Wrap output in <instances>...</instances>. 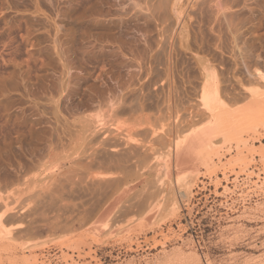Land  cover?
I'll use <instances>...</instances> for the list:
<instances>
[{
	"label": "rangeland",
	"instance_id": "374dc122",
	"mask_svg": "<svg viewBox=\"0 0 264 264\" xmlns=\"http://www.w3.org/2000/svg\"><path fill=\"white\" fill-rule=\"evenodd\" d=\"M129 1L0 0V264H264V0Z\"/></svg>",
	"mask_w": 264,
	"mask_h": 264
},
{
	"label": "bare ground",
	"instance_id": "6f19581e",
	"mask_svg": "<svg viewBox=\"0 0 264 264\" xmlns=\"http://www.w3.org/2000/svg\"><path fill=\"white\" fill-rule=\"evenodd\" d=\"M129 1V0H128ZM161 1V0H160ZM202 1V0H201ZM205 1H207V0H205ZM228 1V0H227ZM130 2V1H129ZM163 2V1H162ZM166 2V1H165ZM209 2V1H208ZM212 2V1H211ZM159 3V2H158ZM262 3H264V2H262ZM206 4H207V2H206ZM208 4H210V3H208ZM212 4H215V3H212ZM227 4V3H226ZM229 4V3H228ZM216 5H218V3L216 4ZM165 6V5H164ZM163 6V7H164ZM210 6V5H209ZM213 6V5H212ZM211 6V7H212ZM229 6H232V5H229ZM213 7H215V5L213 6ZM222 7H224V6H222ZM221 8V7H220ZM152 9V8H151ZM163 9V8H162ZM211 9H213V8H211ZM210 9V10H211ZM222 9V8H221ZM226 9V8H225ZM251 9V8H250ZM125 10V9H124ZM217 10H218V7H217ZM217 10H215V11H217ZM224 10V9H223ZM222 10V11H223ZM236 10V9H235ZM251 10H253V9H251ZM132 11H134V10H132ZM137 11V10H136ZM141 11V10H140ZM153 11V10H152ZM160 11H162V10H160ZM212 11V10H211ZM213 11H214V9H213ZM222 11L220 10V12L222 13ZM227 11V10H226ZM230 11H234V8L232 9V10H230ZM249 11V10H248ZM258 11H260V10H258ZM218 12V11H217ZM237 12H239V11H237ZM251 12V11H250ZM254 12H256V11H254ZM160 13V12H159ZM163 14V13H162ZM223 14V13H222ZM233 14H235V13H233ZM233 14H231V15H233ZM239 14V13H238ZM136 15V14H135ZM211 15H212V13H211ZM214 15V14H213ZM219 15V14H218ZM224 15V14H223ZM151 16V15H150ZM227 16H228V14H227ZM239 16V15H238ZM246 16V15H245ZM249 16V15H248ZM128 17V16H127ZM143 17V16H142ZM219 17V16H218ZM153 18V17H152ZM231 18V17H230ZM230 18H229V20H230ZM233 18V17H232ZM235 18V17H234ZM241 18V17H240ZM125 19V18H124ZM148 19V18H147ZM159 19V18H158ZM215 19V18H214ZM221 18H219V20H220ZM243 19V18H242ZM209 20V19H208ZM212 21H213V19H211ZM217 20H218V18H217ZM228 20V18L226 19V21ZM236 20V19H235ZM234 20V21H235ZM247 20V19H246ZM225 21V20H224ZM243 21V20H242ZM126 22V21H125ZM163 23V22H162ZM214 23V22H213ZM212 23V24H213ZM222 23V22H221ZM221 23H219L220 25H221ZM247 25H249V23H247V22H245ZM208 24H210L209 23V21H208ZM218 24V23H217ZM216 24V25H217ZM243 24V23H242ZM252 24H254V23H252ZM216 25H215V27H216ZM222 25H225V24H222ZM237 25V24H236ZM200 26V25H199ZM213 26V25H212ZM218 26V25H217ZM226 26V25H225ZM240 26H241V24H240ZM140 27V26H139ZM209 27H211L210 25H209ZM224 27V26H223ZM237 27H239V25L237 26ZM235 28L236 30H238V28ZM241 27H243V26H241ZM247 27V26H246ZM257 27V26H256ZM218 28H220V27H218ZM233 29H234V26L232 27ZM240 28V27H239ZM245 28V27H244ZM243 28V29H244ZM248 28V27H247ZM251 28V27H250ZM213 29V28H212ZM227 29H229V28H227ZM233 30V31H236V30ZM242 29V28H241ZM242 29V30H243ZM143 30V29H142ZM224 30H225V28H224ZM241 30V31H242ZM219 31V30H218ZM240 31V30H239ZM240 31V32H241ZM246 31V30H245ZM209 32V31H208ZM238 32V31H237ZM240 32H238V33H240ZM243 32V31H242ZM248 32H250V31H248ZM247 32V33H248ZM237 33V35H236V37L239 35L240 36V34H238ZM198 34V33H197ZM218 34V33H217ZM221 34V33H220ZM220 34H218V35H220ZM228 34H229V32H228ZM235 34H236V32H235ZM253 34V33H252ZM205 35V34H204ZM217 35V36H218ZM188 36V35H187ZM186 36V37H187ZM199 36V35H198ZM211 36V35H210ZM230 36V35H229ZM233 36V35H232ZM205 37V36H204ZM220 37V36H219ZM219 37H217V38H219ZM234 37V36H233ZM224 38V37H223ZM226 38V37H225ZM205 39V38H204ZM220 39V38H219ZM231 39V38H230ZM233 39V38H232ZM197 40H198V38H197ZM218 40V39H217ZM216 40V41H217ZM235 40V39H234ZM221 40H219V42H220ZM243 41V40H242ZM222 42V41H221ZM187 43V42H186ZM213 43H214V41H213ZM234 43V42H233ZM236 43V42H235ZM251 45V44H250ZM234 46H235V44H234ZM238 46V45H237ZM247 47H249V46H247ZM251 47V46H250ZM249 47V48H250ZM234 48V47H233ZM249 48H246L247 50H249ZM200 49V48H199ZM208 49H210V47L208 48ZM203 50V49H202ZM207 50V49H206ZM212 50V49H211ZM243 51L245 50V49H242ZM241 50V51H242ZM247 50H245V51H247ZM252 50V49H251ZM250 50V51H251ZM223 51V50H222ZM233 52V51H232ZM211 53V52H210ZM219 53V52H218ZM246 53V52H245ZM247 53H248V51H247ZM251 53V52H250ZM249 53V54H250ZM224 54V53H223ZM233 54V53H232ZM235 54V53H234ZM238 54V53H237ZM241 54V53H240ZM239 54V55H240ZM244 54V53H243ZM252 54V53H251ZM251 54L250 55H248V56H251ZM206 55V54H205ZM215 55H216V53H215ZM220 55H222L221 53H220ZM208 56H210V55H208ZM212 56V55H211ZM214 56V55H213ZM225 56V55H224ZM237 55H235V56H231V57H234L233 59H234V61H236V59H237V57H236ZM241 56V55H240ZM245 56H247V55H245L244 54V56L243 57H245ZM215 57V56H214ZM205 58V57H204ZM207 58V57H206ZM221 58H224L225 59V57H221ZM236 58V59H235ZM251 58V57H250ZM208 59V58H207ZM210 59L212 60V58L210 57ZM232 59V58H231ZM230 59V60H231ZM247 59V58H246ZM237 60H239V58L237 59ZM214 61H215V59H214ZM218 61H220V60H218ZM225 61V60H224ZM247 61V60H246ZM209 62V61H208ZM207 62V63H208ZM221 62V61H220ZM231 62V61H230ZM238 61H236L235 63H237ZM218 63V62H217ZM223 63V62H222ZM235 63H233L234 65L233 66H238V65H240V64H235ZM241 63V62H240ZM244 63V62H243ZM246 63V62H245ZM209 64V63H208ZM220 65V64H219ZM218 65V66H219ZM222 65H224V63L222 64ZM206 66V65H205ZM217 66V65H216ZM233 66H232V70H233ZM210 67H211V64H210ZM227 67V66H226ZM248 69H249V67H247ZM208 69V68H207ZM222 69H224L223 67H222ZM226 69H228V67L226 68ZM229 69H231V67H229ZM235 69V68H234ZM202 70V69H201ZM204 70V69H203ZM205 70H206V68H205ZM218 70V69H217ZM225 70V69H224ZM223 70V71H224ZM236 70H238V69H236ZM243 70V69H242ZM170 71V70H169ZM244 71V70H243ZM242 71V72H243ZM252 71V70H251ZM228 72V71H227ZM235 72V71H234ZM250 72V71H249ZM253 72V71H252ZM208 73V72H207ZM221 73V72H220ZM219 73V74H220ZM236 73V72H235ZM204 74H205V72H204ZM203 74V75H204ZM210 73H208V75H209ZM253 75V74H252ZM244 77V76H243ZM228 83V82H227ZM232 84H233V82H232ZM222 86V85H221ZM213 87V86H212ZM219 87H220V85H219ZM225 87V86H224ZM234 87H236L235 86V83H234ZM206 88V87H205ZM233 88V87H232ZM62 89V88H61ZM207 89V88H206ZM243 89V88H242ZM241 89V90H242ZM244 90V89H243ZM204 91V90H203ZM227 91V90H226ZM230 91H232V90H230ZM203 94V97H202V101H203V104L205 105V106H207V107H211L213 104H212V102L214 101L213 99V96L208 92V91H204V93H202ZM234 94H235V92H234ZM234 94L232 93V95L234 96ZM238 94V93H237ZM231 95V94H230ZM240 95V94H239ZM248 96V95H247ZM253 96H254V94H253ZM263 96V95H262ZM240 97V96H239ZM259 97H261V96H259ZM264 97V96H263ZM232 98V97H231ZM235 99H236V97H234ZM241 98V97H240ZM255 98V100L257 99V96L256 97H254ZM229 99V98H228ZM234 99V100H235ZM251 99V101H250V103H252L253 102V97L252 98H250ZM264 99V98H263ZM233 100V99H232ZM248 102H249V99H248ZM255 102V101H254ZM259 102V101H258ZM258 102L257 103H254V104H258ZM142 103V102H141ZM249 103V104H250ZM143 104V103H142ZM58 105V104H57ZM252 105V104H251ZM143 106V105H142ZM55 108V107H54ZM58 108V107H57ZM54 112V111H53ZM59 112V111H58ZM55 113V112H54ZM52 115V114H51ZM59 115V114H58ZM61 115V114H60ZM56 117V116H55ZM58 117H60V116H58ZM57 122H59V121H57ZM80 126V125H79ZM56 128V127H55ZM66 129H67V127H66ZM85 129V128H84ZM31 130V129H30ZM210 129H209V127L208 126H206V127H202L201 129H198V130H196V131H194L192 134H190L189 136H184V134H183V136L182 135H179L180 136V139H179V141H176L175 139V141L176 142H174L173 141V139L171 138V137H168V138H166V140H163L162 142H164V145H165V149L167 148V151H166V153L167 154H169L168 155V157H167V154H166V157H167V159L165 160V164H166V166L168 167H166L168 170H167V173H172V171L173 170H171V166H170V164L174 161L176 164H177V161H182V160H184V159H192V155H194V153H193V150H195L198 146H199V144H203L208 138H209V136H210ZM64 132H65V130H64ZM69 132V131H68ZM168 132V131H167ZM154 133V132H153ZM61 134V133H60ZM87 134V133H86ZM85 134V135H86ZM166 134V133H165ZM170 134V133H169ZM186 134V133H185ZM74 135V134H73ZM154 135V134H153ZM164 135V134H163ZM167 135V134H166ZM171 135H173V134H171ZM178 135V134H177ZM159 136V139H161V137H160V135H158ZM162 136V135H161ZM169 136V135H168ZM181 136H182V138H181ZM61 137V136H60ZM58 138V137H57ZM82 138H83V136H82ZM88 138V137H87ZM164 137H162V139H165ZM71 139V138H70ZM158 138H156V140H157ZM152 140H154V141H156L155 139H152ZM152 140H149V143H151V141ZM159 141V140H158ZM61 143V142H60ZM128 143V142H127ZM148 143V144H149ZM156 143V142H155ZM58 144V143H57ZM56 144V145H57ZM140 144V143H139ZM139 144H137V146H134V144H132L131 146H129V147H127L128 149H124V173L125 174H127V179H128V176H129V178H132V181H133V179H139V181L140 182H143V181H147V182H149V180H150V177H152V175H153V172H154V170H155V168L156 167H159L160 165H159V162H161L162 163V161H160L159 160V158H157V157H155V155H156V149H155V147L153 146V145H155L154 144V142L152 143V144H141V146L143 147L144 146V148H140V147H138V145ZM50 145V144H49ZM124 145H125V147H126V144L124 143ZM129 145V144H128ZM163 145V144H162ZM163 145V146H164ZM49 147V146H48ZM53 147V146H52ZM115 147V146H114ZM89 148V147H88ZM118 148V147H117ZM53 149V148H52ZM107 149V148H106ZM142 149V150H141ZM155 149V150H154ZM94 152V151H93ZM104 152V151H103ZM105 154V153H104ZM103 154V155H104ZM107 155V154H106ZM157 156V155H156ZM162 156V155H161ZM195 156V155H194ZM193 156V157H194ZM201 156H203L202 158H205V155H203V154H201L200 156H198V157H201ZM89 157V156H88ZM106 157V156H105ZM99 158V157H98ZM110 158V157H109ZM195 159H197V158H194V160ZM101 160V159H100ZM113 160V159H112ZM111 160V161H112ZM116 161V160H115ZM190 161H192V160H190ZM104 162V161H103ZM113 162V161H112ZM160 163V164H161ZM118 164V166H121V167H123V164H121V163H117ZM183 165H182V167H181V169L182 168H184V170L188 167V165H187V163H182ZM112 165V164H111ZM116 165V164H115ZM159 165V166H158ZM174 165V164H173ZM169 166H170V168H169ZM179 167V166H178ZM173 169V168H172ZM157 170V169H156ZM159 171V170H158ZM157 173V172H156ZM159 174H160V172H159ZM156 175V174H155ZM158 175V174H157ZM125 176V175H124ZM99 177H101V176H99ZM109 177V176H108ZM115 177V176H114ZM102 178V177H101ZM106 178V177H105ZM111 178V177H110ZM125 178V177H124ZM159 178V177H158ZM157 178V179H158ZM107 179V178H106ZM126 178L124 179V181L125 180H127ZM160 179V178H159ZM102 180V179H101ZM101 180H98V181H100V183L99 184H101L102 182L103 183H105L106 184V182H104L105 181V179L103 178V180L104 181H102L101 182ZM108 180V179H107ZM112 180V179H111ZM161 180H163L162 178H161ZM113 181V180H112ZM116 181V180H115ZM130 181V180H129ZM138 181V180H137ZM151 181V180H150ZM134 182V181H133ZM146 182V183H147ZM157 182H158V180H157ZM162 181H160V182H158L159 184L161 183ZM79 183H81V182H79ZM78 183V184H79ZM95 183V182H94ZM93 183V184H94ZM108 183L110 184V181H108ZM51 184V183H50ZM64 184V183H63ZM108 184V185H109ZM115 184V183H114ZM51 185H53V184H51ZM57 185V184H56ZM98 185V184H97ZM103 185V184H102ZM145 185V184H144ZM58 186H59V184H58ZM101 186V185H100ZM135 186H137V185H135ZM134 186V187H135ZM154 186V185H153ZM156 186V185H155ZM80 187V186H79ZM148 187H149V184H148ZM151 187V189H152V186H150ZM149 187V188H150ZM159 187H162V189H164L163 187L164 186H162V185H159L158 186V184H157V189L155 190V192L154 193H157V192H160V191H163L162 189L160 190V188ZM77 188V187H76ZM83 189V188H82ZM96 189V188H95ZM98 189V188H97ZM54 190H55V188H54ZM72 190V189H71ZM74 190V189H73ZM103 190V189H102ZM106 189H104V191H105ZM153 190V189H152ZM151 190V191H152ZM62 191V190H61ZM77 191H79V190H77ZM107 191H109V190H107ZM154 191V190H153ZM106 192V191H105ZM86 193V192H85ZM151 193V192H150ZM153 193V194H154ZM83 194V193H82ZM94 194V193H93ZM100 194V193H99ZM152 194V193H151ZM153 194H152V196H153ZM97 195V194H96ZM105 195V194H104ZM50 196V195H49ZM88 196V195H87ZM101 196V195H100ZM100 196H98V197H100ZM51 197H53L52 196V194H51ZM55 197V196H54ZM86 197V196H85ZM105 197V196H104ZM56 198V197H55ZM54 198V199H55ZM70 198V197H69ZM81 198H83V197H81ZM80 198V199H81ZM87 198V197H86ZM93 198V197H92ZM94 198H96V196L94 195ZM53 199V198H52ZM70 199H72V198H70ZM69 199V200H70ZM97 199V198H96ZM68 200V199H67ZM75 200V199H74ZM82 200V199H81ZM55 201V200H54ZM80 201V200H79ZM86 201V200H85ZM96 201V200H95ZM153 201V200H152ZM53 202V201H52ZM66 202V201H65ZM78 202V201H77ZM83 202V201H82ZM150 203V202H149ZM153 203V202H152ZM151 203V204H152ZM154 204H155V202H154ZM153 204V205H154ZM79 205V204H78ZM82 205V204H81ZM83 205H84V203H83ZM95 205V204H94ZM97 205H99V204H97ZM150 205V204H149ZM156 205V204H155ZM85 206V205H84ZM101 206V205H100ZM152 206V205H151ZM151 206H150V208H151ZM147 207V206H146ZM145 207H143V209H144ZM149 208V210L147 211V212H151L150 209ZM155 209V208H154ZM152 211H153V209H152Z\"/></svg>",
	"mask_w": 264,
	"mask_h": 264
}]
</instances>
